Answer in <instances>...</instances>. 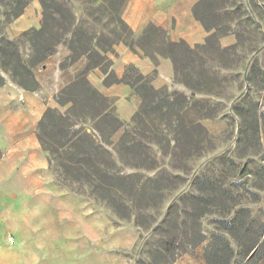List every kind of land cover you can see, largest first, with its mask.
<instances>
[{
    "label": "rangeland",
    "instance_id": "1",
    "mask_svg": "<svg viewBox=\"0 0 264 264\" xmlns=\"http://www.w3.org/2000/svg\"><path fill=\"white\" fill-rule=\"evenodd\" d=\"M55 1L69 9L76 28L81 27L97 37L109 36L106 20L95 10L98 4L88 5L86 0ZM201 1V6L196 8L198 16L225 35L220 34L219 42H205L215 30L207 32L192 14L206 36L194 45L188 44L194 52L186 54L190 61L188 68L181 69L184 61L178 63L179 72L189 74L185 80L188 86L182 83L185 78L175 77L172 65V77L162 87L155 88L165 89L174 108L169 117L171 144L169 156L157 157L156 175L135 171L144 187V197L104 200L89 196L90 189L85 185L61 183L39 142V154L45 167L38 168L36 161L29 158L25 160L28 165L22 173L20 168L25 162L21 156L14 158L12 167L9 161L3 166L4 170H9L7 174L4 172L5 182L22 188L27 186L26 199L36 200V206L43 208L55 223L61 221L64 235L68 232L95 248H107L112 256L124 257L131 264H206L205 250L211 237L219 234L222 222L236 221L249 241L260 234L258 246L264 245V0ZM26 3L25 8L37 6L41 25L39 0H0V23L5 27V18H11ZM92 12L100 22L89 17ZM150 26L161 28L147 24L139 32L132 31L134 40H140L135 53L122 42L113 46V53L107 55L113 62V69L119 62L121 48L149 60L154 66L142 50L149 53L163 50L164 53H155L158 63L163 59L171 61L161 55L166 54V44L170 41L167 31L162 28L164 32L161 33L149 30ZM1 37L10 39L5 29L0 31ZM224 38L232 43L224 45L220 42ZM57 51L70 54L66 45H59ZM83 62L87 66L88 59L83 57L75 64ZM44 64L36 66L33 72L39 74ZM107 74L108 71L104 75L97 68L87 77L109 99L117 118L129 123L141 101L128 86V95L115 91L113 96H106L100 90L111 87L103 85ZM149 76L152 80L155 77ZM67 84L54 92L46 89L47 106L39 120L27 127V132L37 137L38 122L47 108L58 107L54 95ZM173 94L176 96L172 97ZM178 108H182L181 111ZM164 122L157 121L166 137ZM125 130L127 127L115 133L112 141L115 143ZM4 133L5 126L0 124V134ZM190 134L194 141L199 139L190 153L174 147L183 145ZM2 158L0 149V161ZM244 168L246 171L242 173ZM14 190L18 188L14 186ZM86 222L90 227L85 228ZM221 235L233 251L238 252V241L227 233Z\"/></svg>",
    "mask_w": 264,
    "mask_h": 264
},
{
    "label": "trees",
    "instance_id": "2",
    "mask_svg": "<svg viewBox=\"0 0 264 264\" xmlns=\"http://www.w3.org/2000/svg\"><path fill=\"white\" fill-rule=\"evenodd\" d=\"M39 2L42 7V23L39 28H30L14 39L0 38V87L9 83L23 92H35L39 83L34 68L53 56L59 45H66L70 51L59 64L61 70L70 68L83 57L87 58L85 69L54 95L58 107L47 108L38 122L37 139L40 147L48 154L50 167L65 185H85L90 189L89 196L104 200H138L144 197V187L135 171L142 170L156 175L157 157L162 154L169 156V117L174 108L169 103L170 97L165 89L157 90L151 85V76L142 75L130 65L125 68L121 79L114 73L113 62L107 56L113 53V46L122 42L133 53L135 46L140 47V40H134L132 30L120 16L125 0H86L88 5L98 4L95 10L107 22L109 36L101 34L99 37L81 27L76 28L72 13L55 0ZM27 4L11 18H5V27L0 23L1 32L22 15ZM201 4L199 0L193 6L194 18L207 32L215 30L205 38V42H219L220 34H225L198 16L196 8ZM89 17L101 21L95 18V12L90 13ZM150 29L164 32L154 26H150ZM166 49V54L161 55L171 60L175 77L180 75L182 79L185 78L182 83L188 86L185 80L189 74L180 73L178 63L184 61L181 69L188 68L190 61H187L186 54L194 53L193 49L184 40L168 41ZM142 51L155 66L158 65L155 53H164L163 50H154L152 53ZM177 55H182V58ZM97 68L104 75L108 71L103 80L105 87L123 84L139 97L140 106L129 123L117 118L109 99L88 80V73ZM152 75L156 76L157 71L154 70ZM181 109L178 108L179 111ZM158 120L165 121L166 137H163ZM126 127L127 130L114 143L112 136ZM198 142L199 139L194 141L190 134L183 145L174 147L187 154L194 143ZM245 171L246 168L242 173ZM239 227L236 221L220 223L219 234L211 237L205 250L206 264H264V245L261 243L258 246L260 234L249 241ZM221 233H227L238 241V252L233 251Z\"/></svg>",
    "mask_w": 264,
    "mask_h": 264
},
{
    "label": "crops",
    "instance_id": "3",
    "mask_svg": "<svg viewBox=\"0 0 264 264\" xmlns=\"http://www.w3.org/2000/svg\"><path fill=\"white\" fill-rule=\"evenodd\" d=\"M195 3L196 0H127L121 18L135 33L147 24H153L167 31L170 41L184 40L194 45L206 36L192 17ZM39 27L40 15L33 4L6 26L5 33L13 39L30 28ZM220 42L224 45L232 43L227 38ZM118 53L119 62L114 64L118 79L123 76L127 65L134 66L144 76L156 70L157 75L151 81L154 88L162 87L172 77L171 61L159 60L155 67L149 60L135 56L125 48L119 49ZM66 57L67 53L57 51L45 60L44 70L39 74L34 73L39 83L35 92H22L9 83L0 87V124L5 126V133L0 134L3 153L0 161V264H131L124 257L112 256L107 248H95L68 232L64 235L61 221L55 223L43 208L36 206V200L26 199L27 186L22 188L13 182H5L4 174L9 170H4L3 166L9 161L12 167L16 156H21L20 159L25 162L20 168L22 173L29 158L36 161L38 168L45 167L39 154L37 137L26 129L39 120L46 108V89L57 91L85 68L86 63L83 62L59 69V64ZM100 91L106 96H113L115 91L128 95L130 90L125 85L117 84ZM14 186L18 191L14 190ZM65 225L69 227L68 223ZM86 227H90L88 222Z\"/></svg>",
    "mask_w": 264,
    "mask_h": 264
}]
</instances>
